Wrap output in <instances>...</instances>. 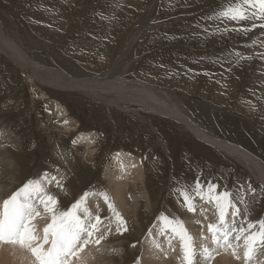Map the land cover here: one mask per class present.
I'll return each instance as SVG.
<instances>
[{
    "label": "rangeland",
    "instance_id": "1",
    "mask_svg": "<svg viewBox=\"0 0 264 264\" xmlns=\"http://www.w3.org/2000/svg\"><path fill=\"white\" fill-rule=\"evenodd\" d=\"M232 3L233 0H0V20L12 40L33 60L36 58V62L53 70L59 68L76 79L106 78L113 67L108 60H115L124 54L123 50L133 48L128 55L129 61L118 66L126 67L125 73L118 69L122 74L117 72V76L129 82H140L134 84L152 86L159 98L174 102L173 105L200 127L223 140L249 148L264 161V35H261L264 34V19L258 14L244 21L220 17L219 13ZM253 11L256 9L249 10V16ZM139 25L143 30L129 49L131 35ZM26 69L0 53V129L7 130L13 138L7 145L16 163L13 169L16 179L7 177L3 184L11 187L8 198L26 182L41 179L47 173L48 179L43 186L57 198L60 211L70 210L86 193L87 197L102 196L103 193L110 199L108 205H112L108 209L113 215L119 213L122 217L113 200L116 186L107 174L115 165L111 162L116 154L135 156L141 165H145L142 168L146 175L144 184L130 187L132 195L139 198V223L129 228L130 233L122 231L121 237L125 234L127 240L123 243L125 246L120 247L124 253L115 254L124 258L116 257L115 264H133L141 255L150 257L146 251L156 249L157 238L152 241L153 249L143 248L142 242L154 228H165L162 216L173 222L180 221L186 227L190 225L186 213H198L187 211L189 208L182 195V190L187 189L194 207L202 210L198 215L205 224L200 230H206L208 233L202 237L206 242L210 240L206 247L213 246L211 249L218 252L210 261L205 255L201 264H213L224 248L232 255V248L214 243L208 225L219 224V213L215 201L210 203L206 196L202 199L196 195L197 183L203 186L202 193H207L209 185H218V192L227 190L232 194L239 214L233 216L231 213L235 210L229 209L231 213L227 210L230 217L227 220L229 223L238 220L240 224L235 220L237 228H247L249 222L264 219V186L252 171L234 157L213 149L214 146L198 138L177 118L159 115L146 108L152 100L145 89L144 94L134 93L136 97L131 95L130 89H122L126 96L130 94L127 99L135 104L128 100L121 104L105 102L103 98L116 96L105 90L107 85L104 83L97 84L102 90L96 97L77 88L48 87L35 78L31 68ZM126 71L134 74H126ZM142 95L144 99L140 98ZM147 97L149 101L145 100ZM134 100L147 103L142 102V106ZM87 135L94 139V144L80 140ZM84 204L88 206L90 202ZM106 209H103L104 216L109 217ZM175 222L173 224L177 225ZM258 228L259 224L253 231ZM165 232L170 240L166 248L175 251L174 259L178 262L182 241L179 235L172 233L171 226L165 228ZM35 235L40 243L44 230L36 228ZM233 242L236 244L234 239ZM243 247L235 252L242 261L240 264H264V248L258 249L253 259L247 261ZM92 255L97 256L98 250Z\"/></svg>",
    "mask_w": 264,
    "mask_h": 264
},
{
    "label": "bare ground",
    "instance_id": "2",
    "mask_svg": "<svg viewBox=\"0 0 264 264\" xmlns=\"http://www.w3.org/2000/svg\"><path fill=\"white\" fill-rule=\"evenodd\" d=\"M193 1V0H192ZM200 1V0H199ZM155 8V7H154ZM153 11V8L151 9L150 13ZM199 11V10H198ZM211 11V10H210ZM215 12V11H214ZM192 13V12H191ZM210 13V12H209ZM208 13V14H209ZM207 15V14H206ZM217 16V15H216ZM251 16V14H250ZM258 16V15H257ZM254 18V17H253ZM252 18V19H253ZM256 19V18H255ZM259 20V19H258ZM256 20V21H258ZM147 21V18H146ZM197 21V20H196ZM13 22V21H12ZM147 23V22H146ZM259 23V22H258ZM143 24V23H142ZM248 24V23H247ZM245 24V25H247ZM252 24V23H250ZM247 25V26H250ZM223 25V24H222ZM227 25V24H226ZM233 25V24H232ZM254 25V24H252ZM219 26V25H218ZM229 26V25H228ZM240 26V25H239ZM244 26V25H243ZM235 27V26H234ZM238 27V26H237ZM227 28V27H226ZM236 28V27H235ZM224 29V28H223ZM259 29V28H258ZM142 29V25H139L138 29L136 31H134L131 35V41L129 44V49L132 47V45L134 44V41L136 40V38L138 36H140V32ZM264 30V29H263ZM261 31V30H259ZM243 32V31H242ZM257 32V31H256ZM222 33V32H221ZM228 33V32H227ZM239 33V32H238ZM249 33V32H248ZM263 33V32H262ZM171 34V33H170ZM217 34V33H216ZM235 34V33H234ZM246 34V33H245ZM221 35V34H220ZM226 35V34H225ZM238 35V34H237ZM240 35V34H239ZM264 35V34H261ZM217 36V35H216ZM215 36V37H216ZM233 36V35H232ZM242 35H240L241 37ZM142 37V36H141ZM175 37V36H174ZM117 39V38H116ZM235 39V38H234ZM261 39V38H260ZM138 40V38H137ZM231 40V39H230ZM264 41V39H262ZM216 42V41H215ZM253 42V41H252ZM258 42V40L256 41V43ZM264 43V42H263ZM139 44V43H138ZM250 45V44H249ZM259 45V44H258ZM260 45H262L260 43ZM248 46V45H247ZM257 47V46H255ZM250 48V46H249ZM252 48V47H251ZM250 48V49H251ZM254 48V47H253ZM259 48V46H258ZM49 49V48H47ZM133 49V48H132ZM132 49L128 50V51H124V54H121L119 57H117V59L115 60H108V62H110V64H113V67L110 68L108 71V76L106 78H96V79H92V77H87V78H81V79H76L74 77H71L68 74L63 73L61 70H53L51 68H48L47 66L36 62L35 59L33 60L30 55L23 49L22 46H20L17 42H15L14 40H12L10 34H8V32L5 30L1 20H0V53L1 54H6L7 57H10L13 59L14 62H16L17 64H19L21 67H25V68H31L33 70V75L35 76L36 79H38V81L40 80V82H44L48 87L51 88H58V89H79V90H83L85 92H89L92 95H95L96 97L99 96V91L102 90L101 88L97 87V84L102 85L103 83L107 85V87H105L106 91H112L115 93V96L113 99H108V98H103V101L105 102H116L118 104H121L122 102H126L127 96H129L130 94L128 92H131V95H134L133 97H136L134 93L136 94H140L141 92H143L142 94H144L143 89H145L146 93L149 95L150 99L152 100L151 102H148L147 105H145L146 108L150 109L153 112H157L158 114H165L166 116L169 115V117H175L177 118V120H179L180 122L184 123L185 125H187L186 127H188L190 130L193 131V133L200 139H202L203 141L209 143L210 145L214 146L213 149H218L220 151H222L225 154H228L232 157H234L237 161L245 164V166H247L252 173L255 175V177L263 184L264 186V161L262 159H260L259 157H257L256 155H254L253 153H251L248 149H246L243 146H240L234 142H230V141H226L223 140L219 137L211 133H209L208 131L205 130V127L202 128L200 127L201 125H198L197 123H195L189 116H187L180 108H178V106L173 105L175 104L173 102V104L171 103V101H168L167 98H159V96L156 95V92L153 90L154 88L152 86H148V85H143V84H134L133 82H137L140 83L139 81L136 80H130L126 81L122 78H120L119 76H117V72L119 70H122L123 73H125V68H119L118 66H120L121 64H123V62H126L128 60V55L131 53ZM50 50V49H49ZM120 50V49H119ZM134 50V49H133ZM133 52V51H132ZM32 53V52H31ZM118 53V52H117ZM138 53V52H137ZM197 53V52H196ZM133 54V53H132ZM114 55V53H113ZM113 55L111 56V59H113ZM136 55V54H135ZM139 55V54H138ZM253 55V54H251ZM106 56V55H105ZM108 56V55H107ZM110 56V55H109ZM178 56V55H177ZM258 56V55H257ZM89 57V55H88ZM176 57V56H175ZM181 57V56H180ZM71 58V57H70ZM109 58V57H108ZM116 58V57H115ZM132 58V57H129ZM134 59V58H132ZM264 59V58H263ZM140 60V59H139ZM178 60V59H177ZM208 60V59H207ZM97 61V60H96ZM129 61V60H128ZM107 62V64H108ZM136 63V61H135ZM134 63V64H135ZM140 63V62H139ZM262 63V62H261ZM264 63V62H263ZM128 64V63H127ZM130 64V63H129ZM133 64V65H134ZM196 65V64H195ZM18 66V65H17ZM94 66V65H93ZM127 66V65H126ZM135 66V65H134ZM193 66V65H192ZM15 67V66H14ZM92 67V66H91ZM111 67V66H110ZM128 67V66H127ZM136 67V66H135ZM187 67V66H186ZM222 67V66H221ZM55 68V67H54ZM57 68V67H56ZM134 68V67H132ZM200 68V67H199ZM23 69V68H22ZM21 69V70H22ZM26 69V70H27ZM97 69V68H96ZM119 69V70H118ZM130 69V68H129ZM196 69V68H193ZM25 70V71H26ZM30 70V69H28ZM27 70V71H28ZM92 70V69H91ZM99 70V69H98ZM132 70V69H130ZM148 70V69H147ZM190 70V69H189ZM93 71V70H92ZM100 71V70H99ZM102 71V70H101ZM122 71L118 72V75L122 74ZM142 71V70H141ZM30 72V71H29ZM127 72H132V71H126ZM134 72V70H133ZM178 72V71H177ZM32 73V72H31ZM135 73V72H134ZM134 73H130V74H134ZM140 73V72H138ZM137 73V74H138ZM231 73V72H230ZM90 74V73H89ZM104 74V73H103ZM125 74V75H126ZM136 74V75H137ZM138 76V75H137ZM136 76V77H137ZM139 76H141V74H139ZM146 76V74L144 75ZM148 76V75H147ZM153 76V75H152ZM125 77V76H124ZM130 77V76H129ZM128 78V77H127ZM148 78V77H147ZM146 78V79H147ZM151 77H149L150 79ZM173 78V77H172ZM92 79V80H91ZM130 79V78H128ZM152 79V78H151ZM154 79V76H153ZM140 80V77H139ZM157 81V79H156ZM159 81H162L161 79ZM170 81V80H169ZM36 82V81H35ZM93 82V84H91ZM144 82V81H142ZM155 82V81H153ZM152 82V83H153ZM174 82V81H173ZM130 83V86H128V84ZM147 83V82H146ZM160 83V82H159ZM9 84V83H8ZM11 84V83H10ZM148 84V83H147ZM180 84V82H179ZM183 85V84H182ZM196 85V84H195ZM154 86V85H153ZM172 86V85H171ZM180 86V85H179ZM173 87V86H172ZM214 87V86H213ZM258 87V86H257ZM130 89L131 91H128L127 96L124 94L125 91H123L122 89ZM163 88V87H162ZM259 88H261L259 86ZM147 89V90H146ZM164 89V88H163ZM255 89V88H254ZM263 89V88H262ZM162 90V89H161ZM256 91V90H255ZM254 91V92H255ZM258 91H260L258 89ZM161 92V91H160ZM257 92V91H256ZM262 92V91H261ZM159 93V92H158ZM147 95V96H148ZM171 95V94H170ZM126 96V98L124 97ZM46 97V96H45ZM162 97V96H161ZM38 98V97H37ZM140 98H145V96L143 97V95ZM139 98V99H140ZM138 99V100H139ZM147 101L148 97L145 99ZM144 100V101H145ZM170 100V99H169ZM173 100V99H172ZM128 101H131L128 100ZM135 101V100H134ZM144 101L142 100V102L144 103ZM147 101H145V103H147ZM137 103H140V101L138 102L137 100L135 101ZM141 102V103H142ZM176 102V101H175ZM14 103V102H13ZM17 103V101H16ZM130 103V102H129ZM131 103H134L133 101H131ZM140 103V104H141ZM135 104V103H134ZM142 105V104H141ZM143 106V105H142ZM211 106V105H210ZM17 107V106H16ZM259 107V106H258ZM257 107V108H258ZM126 110V109H125ZM130 110V109H129ZM256 110V108H255ZM147 111V110H146ZM149 113V112H148ZM254 113V111L252 112V114ZM159 114V115H160ZM6 116V115H5ZM147 117V116H146ZM226 124V123H225ZM69 126L73 125V122L68 124ZM231 126V125H230ZM233 126V125H232ZM243 127V126H242ZM241 127V128H242ZM238 127H236L237 129ZM240 128V127H239ZM238 131H242L239 130ZM232 129V128H231ZM245 129V128H244ZM243 129V130H244ZM248 130V129H247ZM249 131V130H248ZM237 132V131H236ZM245 132V131H243ZM251 132V131H250ZM253 132V131H252ZM192 133V132H191ZM235 133V132H233ZM159 134V132H158ZM243 134V133H242ZM247 134V133H246ZM252 134V133H251ZM255 134V133H253ZM240 135V134H239ZM244 135V134H243ZM163 136V135H162ZM194 136V135H193ZM246 136V135H244ZM59 137V135H58ZM70 137V136H69ZM94 137V136H93ZM161 137V136H160ZM165 137V135H164ZM163 137V138H164ZM235 137V136H234ZM237 137V136H236ZM241 137V136H239ZM247 137V136H246ZM60 138V137H59ZM90 137L85 136L84 139H81L82 141H84L85 143H93L94 139H89ZM61 139V138H60ZM166 139V138H165ZM194 139V138H193ZM248 139V138H247ZM12 140L13 138L10 137L9 133L7 130L5 129H0V211H2V206L3 203L6 199H8V196L11 193V187L10 186H5L3 185L4 182H6V179H8L7 177H10L11 179H16L14 178L15 175L13 174V169H15V160L11 157V153H10V149L8 148V143L9 141ZM14 140L17 142V145H20L18 139L14 138ZM242 140V139H241ZM240 141V140H239ZM242 143V142H241ZM249 143V142H248ZM90 144V145H91ZM94 144V143H93ZM164 144V143H163ZM162 145V144H161ZM165 145V144H164ZM246 145V144H245ZM251 145V144H250ZM205 146V145H204ZM248 146V145H247ZM246 146V147H247ZM252 146V145H251ZM165 147V146H164ZM206 147V146H205ZM76 148V146H75ZM202 148V147H201ZM255 148V147H253ZM166 150V149H165ZM123 154V153H122ZM135 157V156H134ZM134 157H130V156H123L120 154H116L113 157L112 160V164L114 163L115 165L112 166V170L109 171V174H107V176L111 179V183L112 185L116 186V188L114 189V196H113V200L117 205V208L121 211L122 213V218H124V220L127 222L124 225H118V221L115 217V215H113V213L110 211V209H108L109 205L108 202L110 201L108 195V200H105L102 196H98L97 194L94 195H90L86 198L85 202H90V205L88 204V206H81L80 211L78 212V214L81 217H84L85 213L83 212L84 208H87L90 212L92 217L95 216H99L101 218V223L99 224V228H100V233L104 234V238L100 241L99 244L95 243V238L96 236L100 235V233H95L94 236L92 237V239L90 240V242L84 247V250L82 252L79 253V255L75 258H73L75 261V264H115L114 259H116V257H121L124 258L121 255V251L123 252L124 250L120 251V247H122L121 245L127 242L125 237V234L123 235V237H121V233L123 231V233L129 232L133 227L134 224H138L139 223V219H138V210H139V198H135L130 191V187L132 186H137L139 183L144 184V180L145 178V171L143 170L142 166ZM141 158V157H140ZM169 159V158H168ZM143 160V159H142ZM142 162V161H141ZM240 163V164H241ZM145 166V165H144ZM143 166V167H144ZM148 169V168H147ZM148 171V170H147ZM230 173V172H229ZM230 175V174H229ZM230 177V176H228ZM232 178V176H231ZM185 180V179H184ZM194 181V180H193ZM192 184V182H190ZM194 183V182H193ZM196 183V180H195ZM194 185V184H193ZM139 186V185H138ZM145 186V185H144ZM196 186V184H195ZM45 188V187H44ZM102 190V186L99 187ZM183 188V186H182ZM46 189V188H45ZM53 189V188H52ZM137 189V188H136ZM147 189V188H146ZM185 189V188H184ZM262 189V188H261ZM100 190V191H101ZM182 190V189H181ZM188 190V189H187ZM46 191L49 193V191L46 189ZM133 191V190H132ZM183 191V190H182ZM142 192V190L140 191ZM131 193V194H130ZM181 193V192H180ZM50 194V193H49ZM145 196H147L146 192L143 193ZM142 194V195H143ZM180 195V194H179ZM149 196V195H148ZM182 196V195H181ZM181 196H179L181 198ZM141 197V196H140ZM35 199V198H34ZM178 199V197L176 198V200ZM182 199V198H181ZM149 201V200H148ZM200 201V200H199ZM84 202V203H85ZM182 202V200H181ZM213 202V201H212ZM208 205V202H206ZM211 203V202H210ZM87 204V203H86ZM183 204V203H182ZM35 205L37 207V210L40 212V215L37 216L34 220H33V224L35 225V228H38V230H44V228L51 222L50 219V214L46 213L44 211L43 205L40 204L39 200L36 199L35 200ZM83 205V204H82ZM148 205V203H147ZM198 205V204H197ZM214 205V204H213ZM185 206V203H184ZM200 206V205H199ZM198 206V207H199ZM212 207V205H209ZM183 207V206H182ZM186 207V206H185ZM202 207V206H200ZM207 207V206H206ZM210 207V208H211ZM107 208L106 211L109 214V217H105V212H103V209ZM188 208V206H187ZM215 208V205L214 207ZM208 209V208H205ZM212 209V208H211ZM189 209H187L188 211ZM216 210V209H215ZM233 210V209H232ZM182 211V210H181ZM212 211V210H211ZM214 211V209H213ZM83 212V215H82ZM191 212V211H190ZM192 212H197L198 214L201 213L202 214V210H199L197 208H195V211ZM217 212V211H215ZM214 212V213H215ZM230 212V210H229ZM231 213V212H230ZM198 214H190V213H186V220L189 221V225L188 227H186L185 225H183V228L186 229L187 234L190 235L192 237V240H194V245L193 248L195 250V255L193 258V264H201V259H203V257L205 255L209 256V261L210 259L213 258V256H216V254L218 252H216L214 249H209L207 248L208 245H206L207 243H210V240H208L207 242L205 241V238L202 237V235L204 236V233H206V230H200L204 228V224L203 221L201 220V216ZM209 214V213H208ZM180 215V214H179ZM183 215V214H182ZM211 215V214H210ZM213 215V214H212ZM216 216V215H214ZM184 217V216H183ZM206 217V216H205ZM219 217V215H218ZM217 217V218H218ZM178 218V217H177ZM176 218V220H177ZM182 218V217H181ZM227 218H230L227 216ZM236 218V217H235ZM180 219V218H179ZM211 219H214L211 218ZM233 220V219H231ZM230 220V221H231ZM236 220V219H235ZM244 220V219H242ZM185 221V220H184ZM186 221V222H187ZM219 221V220H218ZM238 221V220H236ZM175 222V221H174ZM178 223V221H176ZM175 222V223H176ZM180 222V221H179ZM214 222V220L212 221ZM185 223V222H184ZM211 223V222H210ZM215 223V222H214ZM238 223L240 224V222L238 221ZM128 224V226H127ZM208 224V223H206ZM213 224V223H212ZM217 224V223H216ZM210 225V224H209ZM208 225V226H209ZM236 225V223H235ZM127 226V227H126ZM176 226L175 224H173L171 227ZM128 228L127 231H125L124 229ZM206 227V225H205ZM159 228V227H158ZM161 228V227H160ZM162 229V228H161ZM163 228L162 230L158 229L155 230V228L153 229V232L149 235H147L146 239L143 245V248H145L146 246L153 249V244L152 241H154L156 238L158 240L157 242V246L156 249H153L152 251H146L147 254H149L150 257L146 258L144 255H141V257L136 260L135 263L133 264H185V260H184V251H183V246L181 244V246L179 247L180 250V255H177V258H179L176 262L174 257V255H176L175 251L173 250H168L166 247V245L169 246V235L164 232ZM191 229V230H190ZM206 229V228H205ZM163 233L160 235V231ZM253 231V229H252ZM41 232V231H40ZM171 231H169V234L171 236ZM211 232V231H210ZM173 233V231H172ZM208 233V232H207ZM175 235V234H174ZM235 236V235H234ZM233 236V237H234ZM127 237V235H126ZM128 238V237H127ZM173 238V237H172ZM171 238V239H172ZM213 238V236H212ZM210 239V238H209ZM126 240V241H125ZM130 240V238H129ZM116 241V242H113ZM212 241V239H211ZM243 241V240H242ZM43 241H41L40 243H42ZM132 242V241H131ZM130 242V243H131ZM172 242V241H171ZM179 241H176V243ZM38 243V241H37ZM115 243V244H114ZM168 243V244H167ZM181 243V241H180ZM195 243H198V245H196ZM203 243V244H200ZM215 243V242H214ZM235 243H237L235 241ZM239 243V242H238ZM123 244V245H124ZM234 244V242H233ZM244 242L239 243V247H237L236 251H238L239 248L243 247ZM178 245V244H177ZM210 245V244H209ZM213 245V244H212ZM216 245V244H215ZM235 245V244H234ZM125 246V245H124ZM207 246V247H206ZM218 246V245H217ZM46 248L50 247L49 245H45ZM118 247V248H117ZM140 247V246H139ZM127 248V247H126ZM214 248V247H213ZM229 248V247H228ZM98 250V255L97 256H93L92 253L95 250ZM124 249V248H123ZM205 249H207L208 251L205 252ZM217 249V247H216ZM220 249H222V247H220ZM244 249V247H243ZM126 250V249H125ZM219 250V249H218ZM245 250V249H244ZM264 250V249H263ZM127 251V250H126ZM134 251V249H133ZM162 251V252H161ZM230 251V250H229ZM235 251V252H236ZM179 251H177L178 253ZM232 252V250L230 251ZM263 252V251H262ZM120 254L118 256H116V254ZM124 253V252H123ZM133 253V252H132ZM175 253V254H174ZM245 253V252H244ZM31 251L25 247H21L19 245L16 244H12V243H0V264H36L37 262L34 260L35 257H30L31 256ZM115 254V256H114ZM220 257H218V259L216 261L213 262V264H240V259L238 262V259L235 260V258L238 256V254H234L232 253V255L229 254V252L227 251L226 248L222 249L221 253H220ZM234 254V255H233ZM243 254V253H239ZM127 255V254H126ZM130 255V254H129ZM128 255V256H129ZM131 256V255H130ZM12 257V258H11ZM133 257V255H132ZM257 257V254H256ZM259 257V256H258ZM261 257V256H260ZM259 257V258H260ZM134 258V257H133ZM206 258V257H205ZM216 258V257H215ZM264 258V256H263ZM262 257L260 259H263ZM13 259V261L11 260ZM215 260V259H214ZM244 260V259H242ZM13 263H12V262ZM204 261V260H203ZM206 261V260H205ZM208 261V260H207ZM246 261V260H245ZM262 261V260H260ZM212 263V260L211 262ZM255 263V262H254ZM253 263V264H254ZM120 264V263H119ZM203 264H207V263H203ZM209 264V263H208ZM244 264V262L242 263ZM252 264V263H250Z\"/></svg>",
    "mask_w": 264,
    "mask_h": 264
},
{
    "label": "snow or ice",
    "instance_id": "3",
    "mask_svg": "<svg viewBox=\"0 0 264 264\" xmlns=\"http://www.w3.org/2000/svg\"><path fill=\"white\" fill-rule=\"evenodd\" d=\"M250 9H256L251 13V16H249ZM257 14L264 19V0H233V3L222 10L219 16L231 21H244ZM236 55L240 58L239 54ZM47 179L48 174L44 173L41 179L26 182L21 189L4 201L2 211H0V243H12L29 249L37 264H72L73 258L84 250L94 234L100 233L101 218L99 216L92 217L87 208H84V217L78 214L81 205L86 200L87 193L73 204L70 210L60 211L57 208L59 203L57 198L50 195L43 186ZM57 184L59 185V181ZM202 187L199 183L196 184L194 189L196 195L202 199L206 196L209 202L215 201L219 213V224L208 226L214 242L218 246L232 248L235 254L236 248L239 247L238 242L243 239L244 257L247 261H251L255 252L264 248V219L249 222L247 228L242 226L237 228L235 220L231 223L227 220L229 214L227 210L234 209L235 211L231 213L233 216L239 214L232 194L227 190L218 192V185H209L207 193H202ZM102 195L105 200H108L106 194L102 193ZM182 195L187 202L189 211H195L191 202L192 198L187 190H183ZM36 199L43 205L44 211L50 214L51 219V223L44 228L42 243H37L39 238L35 235L36 228L33 224V220L40 215L35 205ZM109 207L112 205L110 204ZM113 211L115 212L114 208ZM115 215L118 225H124L125 221L119 213H115ZM161 219L164 221L166 229L174 223L166 216H162ZM257 224H259L258 230L252 231ZM124 230L127 231L126 227ZM171 230L179 235L182 241L185 264H193L195 250L192 237L187 234L182 222L171 227ZM233 233H236L234 237ZM103 238L104 234L100 233L96 236L95 243L99 244ZM233 239L237 242L235 245L232 243ZM49 244L50 247L46 248L45 245ZM207 251L205 249V252Z\"/></svg>",
    "mask_w": 264,
    "mask_h": 264
}]
</instances>
